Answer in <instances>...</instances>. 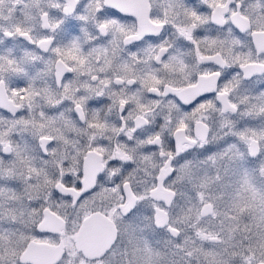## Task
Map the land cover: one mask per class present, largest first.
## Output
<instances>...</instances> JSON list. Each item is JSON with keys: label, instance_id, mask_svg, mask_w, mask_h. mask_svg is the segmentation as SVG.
I'll return each instance as SVG.
<instances>
[{"label": "snow or ice", "instance_id": "6c2138e0", "mask_svg": "<svg viewBox=\"0 0 264 264\" xmlns=\"http://www.w3.org/2000/svg\"><path fill=\"white\" fill-rule=\"evenodd\" d=\"M261 81L264 0H0V264H264Z\"/></svg>", "mask_w": 264, "mask_h": 264}, {"label": "clouds", "instance_id": "9594fccd", "mask_svg": "<svg viewBox=\"0 0 264 264\" xmlns=\"http://www.w3.org/2000/svg\"><path fill=\"white\" fill-rule=\"evenodd\" d=\"M165 39H167V37H165ZM254 87L259 88L261 91H264V81H261V82L255 84ZM231 115L233 116V118H235L237 121H239V119H240L239 113H232ZM209 124H210L209 135H213V133L215 132V121H214L212 116L209 117ZM221 131H223V130L221 129ZM230 139L231 138H230L229 134L227 132H225L223 140H221L219 143L214 144L211 142V140L206 141L205 145L196 149V151H204L205 148H207V147L213 148L214 150H219L223 145H226L227 143H229ZM114 243L117 246H119V243H122V240L119 237V235L117 236V240L114 241Z\"/></svg>", "mask_w": 264, "mask_h": 264}, {"label": "flooded vegetation", "instance_id": "af4514ba", "mask_svg": "<svg viewBox=\"0 0 264 264\" xmlns=\"http://www.w3.org/2000/svg\"><path fill=\"white\" fill-rule=\"evenodd\" d=\"M16 16L17 18H20L19 11L16 13ZM121 240H122V243H119V247L126 249L125 255L123 256L122 264H136L135 256L132 251L133 244L135 243V241L127 233L124 234V237ZM117 259H119V257H117Z\"/></svg>", "mask_w": 264, "mask_h": 264}, {"label": "water", "instance_id": "95a60500", "mask_svg": "<svg viewBox=\"0 0 264 264\" xmlns=\"http://www.w3.org/2000/svg\"><path fill=\"white\" fill-rule=\"evenodd\" d=\"M45 256L47 255V253L44 254Z\"/></svg>", "mask_w": 264, "mask_h": 264}]
</instances>
